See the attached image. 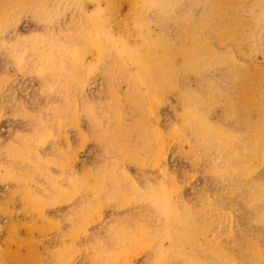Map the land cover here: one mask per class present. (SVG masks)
<instances>
[{
  "label": "rangeland",
  "instance_id": "1",
  "mask_svg": "<svg viewBox=\"0 0 264 264\" xmlns=\"http://www.w3.org/2000/svg\"><path fill=\"white\" fill-rule=\"evenodd\" d=\"M0 264H264V0H0Z\"/></svg>",
  "mask_w": 264,
  "mask_h": 264
}]
</instances>
